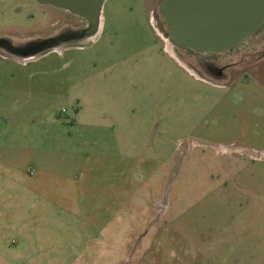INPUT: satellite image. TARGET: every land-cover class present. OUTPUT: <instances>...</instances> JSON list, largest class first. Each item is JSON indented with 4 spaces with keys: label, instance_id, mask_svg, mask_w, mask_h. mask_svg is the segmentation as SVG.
<instances>
[{
    "label": "rangeland",
    "instance_id": "1",
    "mask_svg": "<svg viewBox=\"0 0 264 264\" xmlns=\"http://www.w3.org/2000/svg\"><path fill=\"white\" fill-rule=\"evenodd\" d=\"M160 1L106 0L79 40L69 12L0 0V39H57L27 61L0 48V143L59 163L32 194L27 158L1 159L0 264H264V22L227 50L259 42L254 70L236 57L224 82L168 51ZM85 197L102 220L77 217Z\"/></svg>",
    "mask_w": 264,
    "mask_h": 264
},
{
    "label": "water",
    "instance_id": "2",
    "mask_svg": "<svg viewBox=\"0 0 264 264\" xmlns=\"http://www.w3.org/2000/svg\"><path fill=\"white\" fill-rule=\"evenodd\" d=\"M32 1L84 20L86 25L72 34L74 38H93L100 31L106 0ZM159 13L173 46L196 53H220L244 41L261 26L264 0H161ZM56 40L32 42L24 48L31 49L30 56H37Z\"/></svg>",
    "mask_w": 264,
    "mask_h": 264
},
{
    "label": "crops",
    "instance_id": "3",
    "mask_svg": "<svg viewBox=\"0 0 264 264\" xmlns=\"http://www.w3.org/2000/svg\"><path fill=\"white\" fill-rule=\"evenodd\" d=\"M0 108H4V107H2L0 105ZM78 113H79V111H78ZM1 114H2V110H1ZM121 130H123V128H121ZM131 130H134L133 126L131 127ZM5 146H3L0 143V165L2 164L1 163L2 158L8 159L9 160L8 162L13 161V160H19L21 157H24L25 159L27 158L26 160H24V161H26L25 162L26 167L24 168V170H26V168H28V170H30V172L27 173V176L31 179H37V181H34V183L29 184L30 186L28 185L27 187H25V190L31 189V191L29 193H32V194L41 193V189H39L38 187L42 182H45V181L51 180V179H54L57 181V179L53 178V176H52L53 173L51 171L53 170V168H55V166L57 168V165L59 163H58V161L56 164L53 162V158H54L53 156H44L40 159L41 154L43 153L42 149H41V151H39V156H37V157L34 156L35 154L32 153L33 150L29 151V152L27 150H22V152H24L26 154L21 153L22 155L19 158L18 155H13V153H14L13 151H9V149L12 148L13 146H9L10 148L7 147V145H5ZM63 146H65V145H62L61 147H63ZM16 152H19V151H16ZM70 154L72 156H83L81 154L80 155H73V154H77L75 151H73V153H70ZM9 156L12 157L11 160H10ZM28 158H29V160H28ZM4 165L5 164H2L1 166H4ZM59 178H62V177L59 176ZM90 183H91V181L89 182V180H85L83 182V185L85 186L86 189H89L91 191V188H89ZM48 184L50 185V188H48L47 192L51 193V191H49V189L54 188L56 185H53L51 182H49ZM31 185H33V186H31ZM62 185H65V183H62ZM57 191L60 193H62V192L66 193L69 191V189L64 190L63 188H60V189H57ZM47 192H46V194H47ZM103 192L106 195L113 194V197H115L117 204L120 203L121 206H123L122 199L120 196H122V194L124 193V185H120V186L117 185V186H111V187H110V185H107V187L103 189ZM84 193H86V191ZM87 193H86V195H87ZM79 194H83V193L79 192ZM51 202H54V201H51ZM77 207H78V209H77L76 213H77V217L80 219L82 217H86L87 219H89L90 222H94V220L95 221L96 220L97 221L102 220V218L104 216V214L101 211L94 218L92 217L91 208H90L91 206L87 203L86 197L84 200H80ZM68 213L72 214V212H70V211H68ZM77 217H75V218H77Z\"/></svg>",
    "mask_w": 264,
    "mask_h": 264
},
{
    "label": "flooded vegetation",
    "instance_id": "4",
    "mask_svg": "<svg viewBox=\"0 0 264 264\" xmlns=\"http://www.w3.org/2000/svg\"><path fill=\"white\" fill-rule=\"evenodd\" d=\"M81 25H83V26L86 25L84 20H83ZM73 28H76V27L73 26ZM259 45H260V43L254 40V42H252V44L246 45V47L243 50L239 49V51L236 50L234 53H231V52L228 53V51L226 50V51L220 52V53L203 54V53H196V52L189 50V49H182V50L185 52V53L183 52L184 56L185 55L186 56L187 55H197V61H196L197 68L196 69L201 74L209 76V77L213 76L214 79H219V80L224 81V82H226V81L234 82L233 80L235 79L236 75L230 74V70L237 69L235 64H238V61L236 63V61L234 59L236 57H240V58H244L245 56L251 57V60L250 61L248 60V62H246V65H245L246 69L237 73V76L245 77L246 76L245 74H247V72L250 69L254 68V65L251 64V63H254V62H251L253 59L252 58L253 54L251 52H248V51H251V49L255 50V48H257ZM14 46L15 45L11 41H9L5 38L0 39V48H2L3 50L11 52V54H13L14 56H19V55L15 54V52L18 50H22L23 52L25 51L24 50L25 48L23 46H21V47H19L17 45H16L17 47H14ZM178 50H180V49H177V51ZM253 53H256V52H253ZM18 58H21V57H18ZM262 58H264V52H262L259 55V57L256 58V60L258 61L259 59H262Z\"/></svg>",
    "mask_w": 264,
    "mask_h": 264
},
{
    "label": "bare ground",
    "instance_id": "5",
    "mask_svg": "<svg viewBox=\"0 0 264 264\" xmlns=\"http://www.w3.org/2000/svg\"><path fill=\"white\" fill-rule=\"evenodd\" d=\"M98 34H99V31L94 35V38H96ZM166 44H167L166 47H167L168 51L171 53V48H172L173 44L171 42H168V41L166 42ZM24 50H25L24 52L22 50H18L15 52V54L19 55V57H21L24 61L32 59L28 53L31 51V49L25 48Z\"/></svg>",
    "mask_w": 264,
    "mask_h": 264
},
{
    "label": "built area",
    "instance_id": "6",
    "mask_svg": "<svg viewBox=\"0 0 264 264\" xmlns=\"http://www.w3.org/2000/svg\"><path fill=\"white\" fill-rule=\"evenodd\" d=\"M167 42V41H166Z\"/></svg>",
    "mask_w": 264,
    "mask_h": 264
}]
</instances>
